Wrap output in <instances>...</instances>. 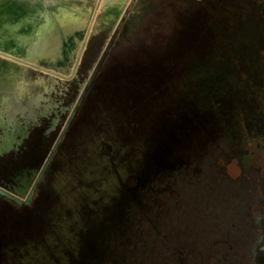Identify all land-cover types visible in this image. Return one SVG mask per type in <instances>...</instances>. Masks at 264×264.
Segmentation results:
<instances>
[{
  "label": "rangeland",
  "instance_id": "rangeland-1",
  "mask_svg": "<svg viewBox=\"0 0 264 264\" xmlns=\"http://www.w3.org/2000/svg\"><path fill=\"white\" fill-rule=\"evenodd\" d=\"M93 1L79 66L92 82L41 203L0 198V264H223L226 240L251 241L264 216V180L237 182L219 161L264 114V0ZM27 78L15 66L13 95L36 88Z\"/></svg>",
  "mask_w": 264,
  "mask_h": 264
},
{
  "label": "flooded vegetation",
  "instance_id": "flooded-vegetation-1",
  "mask_svg": "<svg viewBox=\"0 0 264 264\" xmlns=\"http://www.w3.org/2000/svg\"><path fill=\"white\" fill-rule=\"evenodd\" d=\"M119 11L120 8L116 5L113 17H117ZM24 28L18 36L0 32V57L6 56L4 57L6 62L0 61V186L26 189L27 194L34 189V194L30 204L22 205H17L2 195L0 198L4 202H9L11 206L32 208L41 203V194L51 176L52 162L92 82V70L89 68L80 72L79 63L72 76L65 79L12 59L11 57H32L29 51L45 38L43 35L35 37L29 26H24ZM76 46V41L67 46L64 40L59 39L57 50H64L66 53L65 65L70 67V71L76 60ZM50 48H54V45ZM18 65L28 68L26 81L36 88L25 94L13 95L14 89H8L7 86L11 87L15 84L13 71ZM74 87L76 92L71 97ZM83 89L85 94L77 106ZM261 99L264 108V94ZM17 109L19 110L17 119L8 120V113ZM20 110L24 112L23 116ZM260 113L262 112L258 106L255 114L256 121L251 128L249 130L240 128L237 133L239 139L229 143V148L234 150L235 154L230 155L229 159L219 158L220 168L224 170V174L237 182L251 180L253 188L258 187L259 182L264 180V155H260V151L264 150V114L262 113L261 117ZM55 134L57 136L53 146L62 135L61 141L50 164L41 174L52 148L44 160L41 150L50 145L51 137ZM249 144L252 149H246ZM253 170L255 172L249 174ZM259 211L263 213V210ZM248 227L256 229V234L253 235L251 241L244 242L242 239L238 241L236 236L231 240H226L227 247L219 259L220 262L223 264H260L258 255L261 250L264 251V216L260 215L253 222H249ZM242 246L251 249L249 257L244 258Z\"/></svg>",
  "mask_w": 264,
  "mask_h": 264
},
{
  "label": "water",
  "instance_id": "water-1",
  "mask_svg": "<svg viewBox=\"0 0 264 264\" xmlns=\"http://www.w3.org/2000/svg\"><path fill=\"white\" fill-rule=\"evenodd\" d=\"M98 6L99 2H94V4L90 6L85 5L80 7H68L63 10H53L49 7H44L38 10L30 17V19L25 21L24 26H29V29L32 30L35 37L43 35L45 37L44 40L38 42L35 45V48L29 51L32 57L11 58L20 63H24L39 70L54 74L58 77L65 79L70 78L80 63L82 54L86 48L90 35L89 26L98 11ZM59 39L64 40L67 43V46H69V43H74L76 41L77 55L72 71H70L69 66L65 65L66 53L64 50H57ZM52 45H54V48H50ZM103 56L101 57L99 64L103 60ZM96 70L97 69H95V71ZM84 94L85 90L83 89L77 102V106L80 104ZM20 111L23 116L24 112L22 110ZM18 112V109L12 111V113L9 112L8 120L17 119ZM68 124L69 122L66 127ZM61 138L62 135L52 147L51 152L43 165L41 174L50 164L52 156L58 148ZM33 194L34 189L27 194L26 189L0 186V195L5 196L17 205H22L24 203L30 204Z\"/></svg>",
  "mask_w": 264,
  "mask_h": 264
},
{
  "label": "bare ground",
  "instance_id": "bare-ground-1",
  "mask_svg": "<svg viewBox=\"0 0 264 264\" xmlns=\"http://www.w3.org/2000/svg\"><path fill=\"white\" fill-rule=\"evenodd\" d=\"M93 4L92 0H0V25L14 24L20 19L26 21L44 7L63 10L68 7L90 6ZM113 8L112 6L109 9L110 12L108 10L107 13L113 14ZM4 57H0L1 62H6Z\"/></svg>",
  "mask_w": 264,
  "mask_h": 264
}]
</instances>
